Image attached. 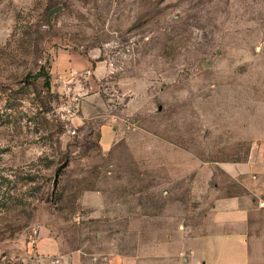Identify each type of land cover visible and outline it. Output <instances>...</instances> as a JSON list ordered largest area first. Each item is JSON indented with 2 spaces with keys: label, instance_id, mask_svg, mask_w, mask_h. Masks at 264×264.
<instances>
[{
  "label": "rangeland",
  "instance_id": "rangeland-1",
  "mask_svg": "<svg viewBox=\"0 0 264 264\" xmlns=\"http://www.w3.org/2000/svg\"><path fill=\"white\" fill-rule=\"evenodd\" d=\"M0 264H264V0H0Z\"/></svg>",
  "mask_w": 264,
  "mask_h": 264
},
{
  "label": "crops",
  "instance_id": "crops-1",
  "mask_svg": "<svg viewBox=\"0 0 264 264\" xmlns=\"http://www.w3.org/2000/svg\"><path fill=\"white\" fill-rule=\"evenodd\" d=\"M240 166V165H239ZM237 165H229V170L232 173L246 172L243 167ZM250 209L246 206L241 207L240 204L236 203V199H220L219 204L214 210L212 223L214 224V232L207 235L210 240L213 239L212 235L216 233L220 234L222 239L234 236V243L240 244L238 239H241L239 235L245 234L246 225L249 221ZM141 220V219H140ZM217 228V229H216ZM216 229V230H215ZM222 241V240H221ZM247 248V244H240Z\"/></svg>",
  "mask_w": 264,
  "mask_h": 264
},
{
  "label": "trees",
  "instance_id": "trees-1",
  "mask_svg": "<svg viewBox=\"0 0 264 264\" xmlns=\"http://www.w3.org/2000/svg\"><path fill=\"white\" fill-rule=\"evenodd\" d=\"M43 74L45 75V83H46L47 85H50V74L47 73V72H45L44 69H42L41 71H39V73H37V74L35 75V77L37 78V77H39V76H42Z\"/></svg>",
  "mask_w": 264,
  "mask_h": 264
},
{
  "label": "water",
  "instance_id": "water-1",
  "mask_svg": "<svg viewBox=\"0 0 264 264\" xmlns=\"http://www.w3.org/2000/svg\"><path fill=\"white\" fill-rule=\"evenodd\" d=\"M60 8H61L60 6H57V7L53 8V9L51 10V12H55V11L59 10Z\"/></svg>",
  "mask_w": 264,
  "mask_h": 264
}]
</instances>
